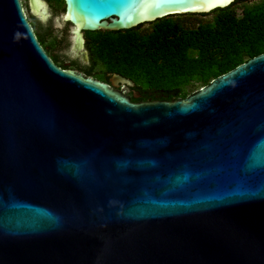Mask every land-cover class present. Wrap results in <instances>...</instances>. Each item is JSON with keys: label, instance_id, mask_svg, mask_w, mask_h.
I'll return each mask as SVG.
<instances>
[{"label": "water", "instance_id": "water-1", "mask_svg": "<svg viewBox=\"0 0 264 264\" xmlns=\"http://www.w3.org/2000/svg\"><path fill=\"white\" fill-rule=\"evenodd\" d=\"M233 1L63 0V19L87 61L85 31ZM125 93L58 67L0 0V264H264V52L184 99Z\"/></svg>", "mask_w": 264, "mask_h": 264}, {"label": "trees", "instance_id": "trees-1", "mask_svg": "<svg viewBox=\"0 0 264 264\" xmlns=\"http://www.w3.org/2000/svg\"><path fill=\"white\" fill-rule=\"evenodd\" d=\"M46 1L54 11L64 6L63 0ZM26 18L58 67L100 81L107 73L121 75L146 100L184 99L264 52V0H234L206 13L170 15L125 30L87 31V64L63 59L66 38H57L51 24L39 30L33 16ZM131 101L139 102L133 96Z\"/></svg>", "mask_w": 264, "mask_h": 264}, {"label": "rangeland", "instance_id": "rangeland-1", "mask_svg": "<svg viewBox=\"0 0 264 264\" xmlns=\"http://www.w3.org/2000/svg\"><path fill=\"white\" fill-rule=\"evenodd\" d=\"M23 3L25 5L24 12L26 16H33L37 20V26L39 30H44L47 28L48 25H52L53 34L57 38H66V42L62 45L60 50V55L65 60H78L76 59V56L71 54V49L73 45V36H72V30L73 26L63 19L64 14V6L61 7L58 11H54V9L51 7V5L47 4L48 7V17L45 20L40 21L36 16L32 15L30 12L29 2L28 0H23ZM79 55V54H77Z\"/></svg>", "mask_w": 264, "mask_h": 264}, {"label": "flooded vegetation", "instance_id": "flooded-vegetation-1", "mask_svg": "<svg viewBox=\"0 0 264 264\" xmlns=\"http://www.w3.org/2000/svg\"><path fill=\"white\" fill-rule=\"evenodd\" d=\"M45 1V3H46V5L48 4V5H50L46 0H44ZM68 23V22H67ZM86 32L87 31H85V32H83V40H84V43H83V48H84V50L86 51V53H87V61H84L83 60V57H82V55L81 54H79V55H77V53H72L71 52V54H73V55H75L76 56V59H78V61H80L81 63H83V64H87L88 63V52H87V50H86V48H85V42H86ZM68 60H70V59H68ZM68 63V62H67ZM69 69H71V68H69ZM75 70H77V69H75ZM78 71H80V70H78ZM113 74L114 73H107V74H105L106 75V80H104V81H102V82H104V83H107L109 86H111L112 88H114V89H116V90H125L126 89V95L127 96H129L130 98L133 96L134 98H136V99H138V101H140V98H141V95L137 92V90L135 89V86L133 85L132 87H127L126 88V86L125 85H122V84H120V83H112V81H111V78H112V76H113ZM118 75V74H117ZM121 76V75H120ZM90 77H92V76H90ZM92 78H94V77H92ZM96 79V78H95ZM100 81V80H99ZM134 84V83H133ZM136 96V97H135ZM141 101H150V100H146V99H143V98H141Z\"/></svg>", "mask_w": 264, "mask_h": 264}]
</instances>
